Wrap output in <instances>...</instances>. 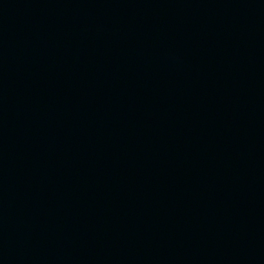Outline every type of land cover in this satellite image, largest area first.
Segmentation results:
<instances>
[{
    "label": "water",
    "instance_id": "water-1",
    "mask_svg": "<svg viewBox=\"0 0 264 264\" xmlns=\"http://www.w3.org/2000/svg\"><path fill=\"white\" fill-rule=\"evenodd\" d=\"M0 264H264V0H0Z\"/></svg>",
    "mask_w": 264,
    "mask_h": 264
}]
</instances>
